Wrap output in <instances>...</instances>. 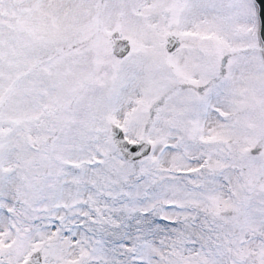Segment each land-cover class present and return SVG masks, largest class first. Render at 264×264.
<instances>
[{
    "label": "snow or ice",
    "instance_id": "obj_1",
    "mask_svg": "<svg viewBox=\"0 0 264 264\" xmlns=\"http://www.w3.org/2000/svg\"><path fill=\"white\" fill-rule=\"evenodd\" d=\"M0 264H264V0H0Z\"/></svg>",
    "mask_w": 264,
    "mask_h": 264
}]
</instances>
